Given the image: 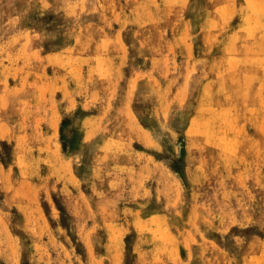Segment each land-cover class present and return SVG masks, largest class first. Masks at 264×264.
Returning a JSON list of instances; mask_svg holds the SVG:
<instances>
[{
    "label": "rangeland",
    "instance_id": "obj_1",
    "mask_svg": "<svg viewBox=\"0 0 264 264\" xmlns=\"http://www.w3.org/2000/svg\"><path fill=\"white\" fill-rule=\"evenodd\" d=\"M0 264H264V0H0Z\"/></svg>",
    "mask_w": 264,
    "mask_h": 264
}]
</instances>
